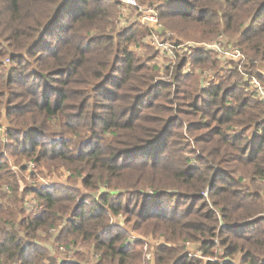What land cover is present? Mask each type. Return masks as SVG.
<instances>
[{
  "label": "trees",
  "instance_id": "trees-1",
  "mask_svg": "<svg viewBox=\"0 0 264 264\" xmlns=\"http://www.w3.org/2000/svg\"><path fill=\"white\" fill-rule=\"evenodd\" d=\"M139 1L159 4L162 24L183 40L235 39L246 74L235 69L202 90L183 66L216 61L196 52L172 85L156 83L154 54L130 49L145 29L108 32L121 12L113 0H0V122L9 126L0 185L11 179L7 155L65 167L72 181L28 190L39 205L31 213L17 190L0 192V226H11L0 228V264H57L41 246L53 230L57 243L89 244L101 264H140L143 244L112 223L120 216L141 236L165 238L158 264L187 242L205 259L219 249L264 264V105L244 83L264 87V0Z\"/></svg>",
  "mask_w": 264,
  "mask_h": 264
},
{
  "label": "rangeland",
  "instance_id": "rangeland-1",
  "mask_svg": "<svg viewBox=\"0 0 264 264\" xmlns=\"http://www.w3.org/2000/svg\"><path fill=\"white\" fill-rule=\"evenodd\" d=\"M114 2L120 5V14L116 17L113 22V25L108 29V32L112 36H118V34L122 33L124 30L140 26L145 29L146 35L141 40V42L133 45L130 49L135 52L140 58H145L149 53L151 55L154 54V57L148 62V66L150 68L155 69L156 83H163L166 85H172L174 83L175 70L181 63V61L187 57L185 54L180 53L179 47H196L199 45H213L216 44L220 37L224 36V45L220 48V51L217 50L216 53H211L215 55V64L216 67H213L214 63H210L208 67H194L192 65L191 73L185 74L182 69V73L184 75H193L198 80L199 87L202 90L209 88L212 85L220 83L224 76L228 74V72H232L235 69H238L239 72L244 74L245 65L241 63L243 61V55L239 48L235 45V39H231L229 36L225 34H220L216 38L208 41L199 42L196 40H183L178 34L169 31L164 24L160 21L162 27L159 29L160 31L156 32L149 26L147 23L143 21L144 13L139 9L134 7H130L119 0H113ZM141 9H146L150 6H158L153 5L151 3H141ZM171 34L172 36H168L167 34ZM155 34L157 40L161 43H169L173 45V42H176V48L172 49V53H161L157 48L152 46V41L150 36ZM186 45V46H185ZM174 46V45H173ZM233 47L239 50V55L234 52ZM239 56V58H238ZM248 62V61H247ZM250 62V61H249ZM4 67L10 68L11 62L9 59H6L2 62ZM187 64V63H186ZM185 64V65H186ZM257 68L260 73L264 77V63L258 60L256 62ZM184 65V66H185ZM183 66V68H184ZM244 83L247 85L246 91L253 94L255 98L264 105V87L256 80L250 79L248 76H244ZM8 124L5 122V118L0 122V137L6 141V134L8 131ZM254 130H252L249 135H252ZM185 134V133H184ZM185 137H188L185 134ZM6 161L9 164L8 175L11 177L9 181H5L2 185H0L1 194L10 195L12 194V190H17V197L21 200H26L25 208L27 213H31L39 208L37 200L34 198L32 194H27L28 190H34L38 188H42L43 186H54V185H65L68 186L72 183L71 181V173L67 171L65 167H52L47 168L45 166L38 167L33 161L21 160L17 164L13 157L7 155ZM81 182L75 184V186L80 187ZM247 186H251L253 184L249 181L246 182ZM83 191V189H82ZM26 196V197H25ZM204 196L207 197L208 193H204ZM13 208V207H12ZM21 216L18 219H21ZM112 223L117 224L120 227L126 229L130 235L131 240L142 242V252L143 257L140 264H158L156 252L157 250L167 245L165 238H152V237H144L133 231V227L131 225L126 224V219L122 216L113 217ZM4 226L9 230L11 226L9 225H1L0 228H4ZM59 230H53L50 234V238H48L45 242L41 244V246L48 252V255L57 261V264L71 261L79 264H101L100 255L97 254L93 248L89 244L80 243L79 245H70L67 246L66 242L57 243V235L59 234ZM47 235L41 233L40 237L45 238ZM215 243H217L215 241ZM182 254L178 256L174 261L170 264H177V262L183 258L184 256H188L190 259L200 260L202 262L207 261H218L220 264H224L227 261L233 264H243L242 256H238L234 260H226L225 258H220L221 253L219 249L214 250L215 257L212 258H204L201 252V245L196 242H187L184 245ZM82 256V259L79 258Z\"/></svg>",
  "mask_w": 264,
  "mask_h": 264
},
{
  "label": "built area",
  "instance_id": "built-area-1",
  "mask_svg": "<svg viewBox=\"0 0 264 264\" xmlns=\"http://www.w3.org/2000/svg\"><path fill=\"white\" fill-rule=\"evenodd\" d=\"M120 2L130 6V7H134L136 9H139L140 11H142L144 13L143 16V21L145 23H147L149 26L152 27V29L156 32L160 31L159 29L163 28L161 23L159 22V14L157 11L158 6H150L147 7L146 9H141V5L139 4L138 0H119ZM168 36H172L170 33L167 34ZM151 41H152V46H154L155 48H157V50H159L162 54L163 53H172V49L176 48V42H173V45L169 44V43H161L157 40V37L155 34H152L150 36ZM224 45V36L220 37L219 41L216 44L213 45H199L196 47H189V48H184V47H179L180 49V53L181 54H185V58H189L191 57L194 53L196 52H211V53H216L217 50L220 51V48ZM186 46V45H185ZM234 52H236V54L239 55L240 51L235 49V47H233ZM239 58V56H238ZM191 68H192V64L190 63V61L187 62V64L184 66L183 70L185 74H189L191 73Z\"/></svg>",
  "mask_w": 264,
  "mask_h": 264
}]
</instances>
